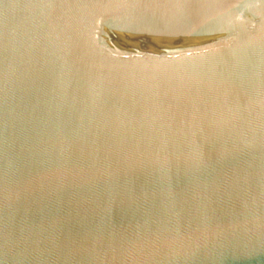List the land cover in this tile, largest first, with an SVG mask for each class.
I'll return each mask as SVG.
<instances>
[{
    "label": "water",
    "instance_id": "1",
    "mask_svg": "<svg viewBox=\"0 0 264 264\" xmlns=\"http://www.w3.org/2000/svg\"><path fill=\"white\" fill-rule=\"evenodd\" d=\"M0 264H264V0H0Z\"/></svg>",
    "mask_w": 264,
    "mask_h": 264
}]
</instances>
